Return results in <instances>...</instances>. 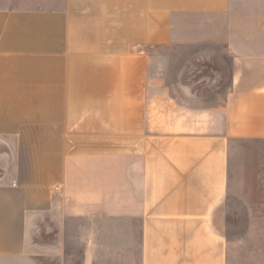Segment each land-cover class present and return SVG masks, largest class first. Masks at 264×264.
<instances>
[{"label": "crops", "instance_id": "crops-1", "mask_svg": "<svg viewBox=\"0 0 264 264\" xmlns=\"http://www.w3.org/2000/svg\"><path fill=\"white\" fill-rule=\"evenodd\" d=\"M241 139H264V0H0V264H264L227 228Z\"/></svg>", "mask_w": 264, "mask_h": 264}, {"label": "rangeland", "instance_id": "rangeland-1", "mask_svg": "<svg viewBox=\"0 0 264 264\" xmlns=\"http://www.w3.org/2000/svg\"><path fill=\"white\" fill-rule=\"evenodd\" d=\"M199 44H207L215 49L220 46V44L211 43L205 39ZM195 51L196 49L189 43H169L168 46L153 48L151 54L166 56L171 61H208L210 63L207 67L200 68L201 65L197 64L193 68L185 69V72L188 74L192 71L199 76L204 75V77L214 78L217 81H221L218 76L222 73L225 83L226 59L223 55L221 53H196ZM230 156L234 183L231 186L233 196L227 202V228L229 234H240L239 236L244 237L246 243H250L252 242L250 238L254 236L264 238V139L238 140L232 143ZM250 247L253 249L257 246L251 244ZM245 263L249 262L242 264Z\"/></svg>", "mask_w": 264, "mask_h": 264}, {"label": "water", "instance_id": "water-1", "mask_svg": "<svg viewBox=\"0 0 264 264\" xmlns=\"http://www.w3.org/2000/svg\"><path fill=\"white\" fill-rule=\"evenodd\" d=\"M8 156L9 150H7L6 148L0 152V158H4L5 161H8Z\"/></svg>", "mask_w": 264, "mask_h": 264}]
</instances>
